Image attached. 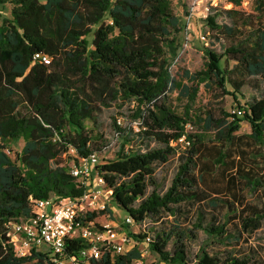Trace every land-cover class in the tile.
Returning <instances> with one entry per match:
<instances>
[{
    "label": "trees",
    "instance_id": "16d2710c",
    "mask_svg": "<svg viewBox=\"0 0 264 264\" xmlns=\"http://www.w3.org/2000/svg\"><path fill=\"white\" fill-rule=\"evenodd\" d=\"M255 1L264 10V0ZM226 2L223 12L231 20L238 17L236 24L219 25L216 15L205 19L210 36L221 43L224 38L232 40L224 48V64L219 55L206 51L200 69L190 72L177 66L183 25L171 0H0V5L10 6L9 16L0 17V264H53L39 253L16 257L7 245L6 225L27 218L33 199L82 193L68 173L73 158L68 151L86 156L109 147L112 140L102 134L93 136L86 123L95 124L99 114L115 103L132 105L129 120L119 126L117 118H112L118 150L114 159L100 163L98 169L108 198L136 222L186 201H202L198 188L206 184L204 171L211 168L200 159L207 152L203 134L213 131L214 138L230 141L240 128V117L231 113L216 117L205 109L194 114L201 87L208 101L227 94L235 98L233 93L247 85L249 77L261 79V96L234 110L243 112L241 118L250 126L264 169V27L244 36L238 25L245 17L242 0ZM35 53L47 55L49 64L33 61ZM230 61L234 62L231 67L226 65ZM171 93L186 99L180 113L171 105ZM135 121L139 122L136 132ZM187 124L192 130L198 127L200 135L188 131ZM182 136L189 147L179 156L181 163L170 186L163 193L153 189L148 194L156 164L167 162L176 152L171 143ZM7 139L24 143L15 159L5 152ZM134 139L157 147L134 151ZM213 150L217 156L212 157V166L221 165L224 154ZM195 168L200 170L197 175ZM222 179L223 173L213 183ZM235 183L231 176L220 188L230 190ZM262 184L255 180L252 186ZM212 202L209 206L214 208L217 203ZM105 213H110L108 207ZM263 220L262 210L243 216L239 234L253 233ZM199 222L185 234L175 231L171 250L166 248V235H157L150 250L164 264H250L246 256L230 251L209 253V245L230 243L231 235L226 222L207 226ZM197 228L206 234L207 243L190 262L187 247L179 239L195 238ZM85 247L84 241H72L68 252L75 256ZM138 259L142 256L135 247L112 258L106 253L91 264H133Z\"/></svg>",
    "mask_w": 264,
    "mask_h": 264
},
{
    "label": "rangeland",
    "instance_id": "374dc122",
    "mask_svg": "<svg viewBox=\"0 0 264 264\" xmlns=\"http://www.w3.org/2000/svg\"><path fill=\"white\" fill-rule=\"evenodd\" d=\"M44 2L45 0H40ZM172 9L176 16L182 22L183 30L178 35L179 56L177 66L194 72L200 69L206 51H211L219 55L220 62L224 64L223 51L226 46L232 42L224 38V43L220 46H214L213 42L217 39L210 36L207 32L205 19L208 15H216V23L219 25H233L238 22V17L233 20L223 11L228 7L226 0H171ZM241 7L244 9L245 17L242 24L238 23L243 29L244 36L254 33V29L264 27V10L259 9L255 0H242ZM10 6L0 5V17H8ZM247 15V16H246ZM241 19V18H240ZM245 24H247L245 26ZM251 26V28H249ZM253 31V32H252ZM233 61L228 62V66H232ZM250 81L243 86L235 98L231 94L214 96L208 101L203 87L196 102L193 105L194 114H201L205 109H211L216 117H222L223 113H232L237 106H243L250 103L253 99H258L263 91V84L260 78L249 77ZM228 91H232L228 88ZM230 93V92H229ZM171 105L174 110L180 113L186 104V99L180 98L176 93L170 94ZM132 105L127 103H115L111 107L104 109L98 116L95 124L87 122L88 129L94 135L102 134L107 140L112 138V118H119L125 124L129 120ZM125 117V118H123ZM241 119L240 128L232 134L230 141L218 140L214 138V132L209 131L203 140L207 152L206 156H201V162L210 164V171H204L206 184L199 185V192L203 196L202 201H186L178 205L171 206V211L163 212L157 217L151 218L148 231L157 235H166L167 250H171L176 242L175 231L185 234L186 230H191L198 220L202 226L211 223L226 222V229L231 235L230 243L212 244L207 247V251L213 254H219L223 251H230L235 255H244L248 258L250 264H264V220L259 229L253 233H240L239 222L243 216L250 215L253 211H264V184L262 186L253 187L255 180L264 182V169L261 168L260 158L258 157L257 146L250 137L251 129L247 122ZM137 131L136 129L134 130ZM191 133L200 135V129L193 127ZM5 152L11 159H15L24 145L22 140L12 141L7 139L4 141ZM134 151L143 152L145 149L157 147L154 142L143 144L138 139L131 142ZM119 141H114V146L106 153L98 155V162L112 160L116 157ZM214 147V148H213ZM213 149H218L224 154L223 163L221 165L212 166V157L217 154ZM71 161L69 162V164ZM181 163L176 152L172 154L166 163H157L153 174V186H149L147 193L153 189L163 193L170 186L174 175ZM202 172V171H201ZM200 173L198 168L194 169V174ZM224 174L221 182L213 183V178ZM235 177L236 183L230 190L220 188L225 187V183L229 177ZM215 188H220L219 192H215ZM234 194L235 196H233ZM215 201L217 205L213 208L209 203ZM110 213L98 215L100 222L111 221L120 227L125 213L118 209L117 206L109 199L107 205ZM136 232V229H132ZM194 231L195 238H180L179 242L187 247V259L192 262L195 254L200 248L206 244V234L197 228ZM139 248L146 251L143 256V264H164L159 261L156 253L152 252L149 247L140 244Z\"/></svg>",
    "mask_w": 264,
    "mask_h": 264
},
{
    "label": "built area",
    "instance_id": "2783aa9c",
    "mask_svg": "<svg viewBox=\"0 0 264 264\" xmlns=\"http://www.w3.org/2000/svg\"><path fill=\"white\" fill-rule=\"evenodd\" d=\"M211 42L214 46H220L222 41L218 39ZM33 61L48 65L50 58L45 54L35 53ZM242 113L240 110H233L231 114L241 117ZM116 124L125 125L119 118L116 119ZM132 124L138 130L139 122ZM186 129L191 131L192 126L187 124ZM114 141L116 139L102 153L113 147ZM171 145L176 147V154L180 156L189 147V142L182 136ZM68 153L73 157L68 173L75 179L76 187L82 189V193L76 197L54 196L31 200V214L6 225L7 245L13 254L20 258L39 253L53 264H91L106 253L112 258L137 247L142 259L135 260L133 264H143L146 251L140 249L139 245L149 247L155 240L154 234L148 231L150 220L147 218L136 222L125 216L120 227L111 221L100 222L98 215L105 213L109 198L98 169L99 154L77 156L73 149H69ZM92 214L97 216L92 218ZM132 229H136V232ZM132 234L142 235L143 238L136 239ZM76 240L84 241L87 247L73 256L68 252V246Z\"/></svg>",
    "mask_w": 264,
    "mask_h": 264
}]
</instances>
